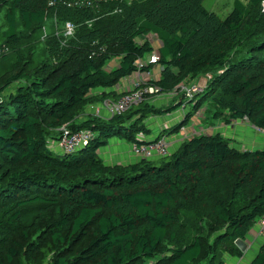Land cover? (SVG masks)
<instances>
[{"label":"trees","instance_id":"16d2710c","mask_svg":"<svg viewBox=\"0 0 264 264\" xmlns=\"http://www.w3.org/2000/svg\"><path fill=\"white\" fill-rule=\"evenodd\" d=\"M50 1L0 0V264H264V241L247 261L236 244L264 216V149L201 129L168 157L107 166L101 151L111 140L140 145L149 120L176 108L143 102L110 120L89 114L118 98L120 82L156 53L144 73L159 65L161 77L149 85L178 91V107L186 102L180 86L211 77L169 133L203 108L211 121L246 119L264 130V0H237L223 20L205 0H113L90 9ZM67 22L76 26L71 39L56 35ZM48 25L54 33L41 40ZM65 126L94 139L57 152L49 142Z\"/></svg>","mask_w":264,"mask_h":264},{"label":"built area","instance_id":"2783aa9c","mask_svg":"<svg viewBox=\"0 0 264 264\" xmlns=\"http://www.w3.org/2000/svg\"><path fill=\"white\" fill-rule=\"evenodd\" d=\"M112 1L113 0H58V2H60L62 6L68 9H90L97 7L103 3H109ZM58 2L55 0H51L49 6L51 8H55ZM52 23L53 25H55L56 29H58L56 17ZM62 33L66 39H71L75 36L76 26L72 22H67L64 24ZM8 52V48L4 47L1 51V54H7ZM158 60V55L154 53L149 58L138 61V71L131 77V85L133 89L129 92H126L117 101H106L104 103V108L107 110V117L102 118L100 115H98L99 118L101 117L102 119L110 120L114 117H120L129 112L131 109L138 107L140 104L145 102V98L148 95L163 97H175L176 95H178V91L165 94L160 92L161 90L158 87H154L147 84H150V81H155V77H153L150 72L144 73V69L151 65H157ZM210 79L211 77L207 76V81ZM207 81L204 86H201L199 84H194L190 86L182 85L179 87L178 90L180 93L185 95L187 101H190L194 99L196 95L201 94L203 92V90L206 88ZM91 109L94 110V107H92ZM185 110L186 106H183L179 111L183 113ZM243 122L247 123V120L245 119ZM251 127L253 131L264 136L263 129H258L254 126ZM60 131L62 134L59 140L55 142H49V145L52 149L59 148L61 149V152L65 153H72L81 150L87 147L90 142L94 139V134L89 130L71 132L68 130V127L65 126L61 128ZM171 148V139L166 136H163L152 142H144L140 145L133 144L131 152L132 156L137 159L151 160L168 157L170 155ZM258 232L260 236H264V216L259 221Z\"/></svg>","mask_w":264,"mask_h":264},{"label":"rangeland","instance_id":"374dc122","mask_svg":"<svg viewBox=\"0 0 264 264\" xmlns=\"http://www.w3.org/2000/svg\"><path fill=\"white\" fill-rule=\"evenodd\" d=\"M127 1H131V0H127ZM235 1H237V0H205L203 5H204L206 10L216 14L220 19L223 20V19H226L228 17V15L232 12L233 5H234ZM239 1L246 2L247 0H239ZM263 8H264V4H263ZM52 25H53V23H52ZM53 26L55 27V25H53ZM90 26H92V25H90ZM54 27H52L51 25H48L46 27L45 31L42 30L39 33V35H42L41 40L46 39L48 37H51V35H53V33H54ZM59 34H62L61 30H58L56 32V35H59ZM149 39L152 40L151 42L153 44V47L155 49L158 48V46L160 45V42L157 40V38L151 36ZM141 41H143V39H139V42H141ZM116 64H117V61H113L112 63L109 64L108 68L112 69V68H114V66ZM154 77L156 78V75ZM206 79H207V76L201 78V80L198 81L199 85L204 86L206 84ZM120 84L123 85L124 81H122ZM147 84L149 85V83H147ZM188 84H191V82ZM130 87L132 90L133 89L132 85ZM117 100L107 99V100L103 101L102 103L94 105V110L91 109L92 108L91 107L89 114L96 116V117H99L98 115H100L102 118H106L107 117V110L104 108V103L106 101H108V102L112 101L113 102V101H117ZM173 101H174L173 98L167 97V96L163 97V96L148 95L145 98V102H147V104H150V106H152L151 109L155 108L156 110L166 112L170 108H173V107L176 108V110L174 112L167 113L165 115V117H167V118H165L164 115L162 117L156 116L157 118H161L162 120H164V118H165V122L162 123L161 126L162 125L165 126V124L167 125V124L171 123L172 121H174L173 124L164 127V129L166 128L165 130L162 129L161 135L164 134V132L169 133V131H172V129L175 126L181 124L183 122V119L185 118L184 114L181 111H179V107H178V105H180L181 101L176 102V103ZM211 101H212V97L209 96L206 100V107L209 103H211ZM205 111H206L205 108H203L196 116L191 117L189 123L181 129L180 133L174 134V135L171 134V132L169 134H164V136L171 139L172 150H176L178 147H180V145L182 143L187 141L188 138H190L194 135H197V132H199L201 129H204V128L200 127V124H205V125L207 124V126H205V127H207L210 132H212L216 129H219V130L222 129L221 127L224 123V120L218 119V120H212L211 121L210 119H207V115L205 114ZM166 119H167V121H166ZM149 121L150 122L154 121V119H150ZM236 127L243 129V130H241L240 138L239 137L236 138V135H235L234 140H232V141H234L235 147H238L241 149H257V150L264 149V136L254 132L253 129H249L248 126H246L244 124H238ZM212 129H214V130H212ZM230 135L233 136L234 134H230ZM120 139L124 140L123 138H116L114 140H120ZM144 139H145V137H141V140L143 142L145 141ZM141 144H143V143H141ZM132 145H131V147H132ZM115 146H118V147L115 148ZM57 152H59V151H57ZM119 152H124V149L122 147H120L119 144H115L112 146L111 149H108L107 151L106 150L103 151L102 154H104V158L107 161V163H106L107 166H118V165H124L123 163H129V162H126L127 161L126 158L121 159L117 156ZM126 152H127V150H126ZM109 153H112V155H109ZM262 241H264V237L258 238V239L254 237V239L249 240L247 242V245L250 248V250L248 248L249 251L247 250L248 253L244 256V259H243L244 261H247L249 258H251L253 253H256L258 251V248L261 246ZM239 263H241V261H239ZM150 264H152V263H150ZM228 264H232V263L229 262Z\"/></svg>","mask_w":264,"mask_h":264},{"label":"crops","instance_id":"0c3cea01","mask_svg":"<svg viewBox=\"0 0 264 264\" xmlns=\"http://www.w3.org/2000/svg\"><path fill=\"white\" fill-rule=\"evenodd\" d=\"M160 42V41H159ZM161 48V43H160V45L158 46V48H154L156 51L157 50H159ZM115 67H117L116 65L114 66V68ZM113 69V68H112ZM162 68L158 65V66H153V68L150 70V73H151V75L152 76H155L156 75V79L158 80L160 77H161V72H162ZM176 72V71H175ZM145 73H147V72H145ZM146 75V74H145ZM201 80V79H200ZM199 80V81H200ZM122 81H124V84L123 85H121V84H119L118 86H117V88L115 89V93H116V95H117V97L118 98H115V100H117V99H119L120 97H121V95H123L124 93H126V92H129L130 90H131V83H132V79L131 78H128V79H124V80H122ZM121 81V82H122ZM120 82V83H121ZM198 82V81H197ZM191 84H188V86H190ZM171 98H173V102H179V101H181V100H183L182 99V97H171ZM165 117V116H164ZM165 118H167V117H165ZM165 118H164V120H162L161 118H152V119H154V121H149L150 122V124H149V126H148V129L151 131V134L150 135H147V136H145V139L144 140H146V141H148V142H152V141H155V140H157L158 138H160L162 135H161V133H162V129H164V127H166V126H168V125H171V124H173L174 123V121H172L171 123H169V124H165V126L164 125H162L161 126V124L162 123H164L165 122ZM166 121H167V119H166ZM238 124H244V125H246V126H248V128L249 129H252V127L249 125V124H247V123H245V122H234L232 125H222V134H224L226 137H229L230 139H233L234 140V136L236 135V138L237 137H239L240 138V135H241V130H243V129H240V128H237L236 126L238 125ZM205 126H207V124L205 125V124H200V127L201 128H204V129H202L204 132H207V133H209L210 131L208 130V128L207 127H205ZM166 129V128H165ZM164 129V130H165ZM212 130H214V129H212ZM220 130V131H221ZM201 131V130H200ZM255 132V131H254ZM230 134H234L233 136H231ZM191 138V137H190ZM188 140H189V138H188ZM115 144H119V146L120 147H122L123 149H124V152H119L118 153V157L119 158H121V159H124V158H126V162H129V163H123L124 165L125 164H131V163H136V162H139L140 160L139 159H137V158H135V157H133L132 156V152H131V143H128L125 139L124 140H122V139H120V140H112V141H110L109 142V146L108 147H106V148H104V149H102V151H101V156H102V158L106 161V159L104 158V154H102L103 153V151L104 150H108V149H111L112 148V146L113 145H115ZM124 144V145H123ZM116 147H118V146H115V148ZM53 150H56V151H61V149H59V148H54ZM126 150H127V152H126ZM111 151V150H110ZM112 152V151H111ZM109 155H112V153H109ZM106 163H107V161H106ZM258 230H259V227L255 230V231H252L251 232V234H250V237L248 238V241L249 240H252V239H254V237L255 238H263L264 236H260L259 235V232H258ZM255 234V235H254ZM263 242V241H262ZM261 245H262V243H261ZM249 250H250V248H249ZM248 250V251H249ZM248 251L246 252V253H248ZM254 254V253H253ZM230 263H232V264H244L242 261H241V263H239V260L238 261H235V260H231L230 261Z\"/></svg>","mask_w":264,"mask_h":264},{"label":"water","instance_id":"95a60500","mask_svg":"<svg viewBox=\"0 0 264 264\" xmlns=\"http://www.w3.org/2000/svg\"><path fill=\"white\" fill-rule=\"evenodd\" d=\"M236 244L241 249L242 252H246L249 248L247 243L242 240H238Z\"/></svg>","mask_w":264,"mask_h":264},{"label":"clouds","instance_id":"9594fccd","mask_svg":"<svg viewBox=\"0 0 264 264\" xmlns=\"http://www.w3.org/2000/svg\"><path fill=\"white\" fill-rule=\"evenodd\" d=\"M153 77H154V76H153ZM156 80H157V79L155 78V81H156ZM206 81H207V79H206ZM150 82H151V81H150ZM207 83H208V81H207ZM198 84H199V83H198ZM206 86H207V85H206ZM166 94H169V93H166ZM176 97H178V95H176L175 98H176ZM185 101H187V99H186ZM188 105H189V104L186 102L184 105H182V106L179 107V110H180L183 106H186V110L183 112L184 116H185L186 113H187ZM262 136H263V135H262ZM161 137H163V136H161ZM161 137H160V138H161ZM158 139H159V138H158ZM144 142H148V141L145 140ZM171 150H172V148H171ZM139 160L142 161V159H139ZM151 160H154V159H151Z\"/></svg>","mask_w":264,"mask_h":264}]
</instances>
